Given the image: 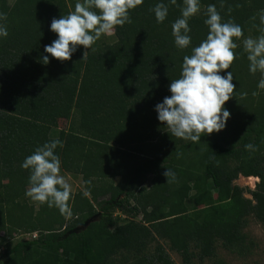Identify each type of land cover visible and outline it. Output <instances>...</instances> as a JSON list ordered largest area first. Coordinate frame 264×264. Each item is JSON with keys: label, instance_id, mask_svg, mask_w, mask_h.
<instances>
[{"label": "trees", "instance_id": "trees-1", "mask_svg": "<svg viewBox=\"0 0 264 264\" xmlns=\"http://www.w3.org/2000/svg\"><path fill=\"white\" fill-rule=\"evenodd\" d=\"M77 1L0 0L9 33L0 37V264H175L163 244L182 264L215 258L218 244L242 256L248 219L264 225V90L243 49V39L261 35L264 0H199L183 50L171 28L183 0H144L112 42L104 34L84 59L78 46L69 61L49 56L43 64L44 47L57 39L52 20ZM158 3L169 9L163 23L149 11ZM208 5L243 36L233 38L236 59L220 73L233 75L234 94L224 105L230 118L193 143L172 136L155 107L171 95L183 57L206 39ZM59 121L65 129L54 135ZM57 139L61 171L83 185L71 193L70 217L46 203L34 207L26 196L30 170L21 167ZM249 143L258 150H245ZM166 170L175 173L171 183ZM240 176L258 180L253 191L234 185Z\"/></svg>", "mask_w": 264, "mask_h": 264}, {"label": "clouds", "instance_id": "clouds-1", "mask_svg": "<svg viewBox=\"0 0 264 264\" xmlns=\"http://www.w3.org/2000/svg\"><path fill=\"white\" fill-rule=\"evenodd\" d=\"M144 0H83L77 2L74 11L59 19H53L50 30L57 35L51 45H46L44 51L48 54L42 57V63H49V56L64 62L69 61L77 51L78 46L88 50L104 34H112L117 26L123 27L132 23L129 10L142 5ZM172 5L177 0H170ZM221 3V8H223ZM157 23H163L168 16V6L158 3L154 8ZM181 16L172 23V36L178 49H187L191 44V29L189 20L200 12L199 0H183L180 9ZM231 12V9H229ZM204 23L208 34L199 46L192 48L190 55L183 57L180 77L171 80L169 91L162 103L155 107L158 120L166 125L172 136L184 141L197 143L202 134L210 135L222 131L230 118V112L224 108L233 94L235 85L233 75L227 71L226 76L220 75L230 68L236 55L234 49L238 45L233 38L243 36L240 25L229 20L222 22V17L215 5H208ZM253 17L252 19H255ZM261 35L243 39V49L249 61V71L259 72L261 79L258 89L264 90V10L259 13ZM7 21V14L0 13V22ZM6 23H0V37L8 36ZM245 98L247 92H242ZM258 96L259 92H253ZM57 147H63L57 139L47 142L35 149L34 153L25 158L21 167L30 170L29 188L26 196L33 201L46 203L49 208H57L62 215H72L69 207L71 186L61 175V161L55 154ZM245 150L255 152L257 146L249 143ZM167 183L176 179L175 173L166 170ZM90 184V181L88 182ZM89 195L87 190L83 193Z\"/></svg>", "mask_w": 264, "mask_h": 264}, {"label": "rangeland", "instance_id": "rangeland-1", "mask_svg": "<svg viewBox=\"0 0 264 264\" xmlns=\"http://www.w3.org/2000/svg\"><path fill=\"white\" fill-rule=\"evenodd\" d=\"M9 4H12L14 0H8ZM77 2H83V0H78ZM113 41V33L108 35L106 34V42L110 43ZM66 126L65 121H59V128L53 131V134L56 135L59 130H64ZM61 175H63L66 179V181L71 186V193L75 194L79 191L83 190V185L78 177H73L72 175H69L67 173H64L61 171ZM258 183V180H248L247 178L239 177L235 182L234 185L253 191L255 188V185ZM244 197L247 199H251V197L248 194H244ZM33 205L35 208H37L38 203L36 201H33L31 199ZM247 226L243 230V234L246 237V243H245V250L246 253H244L242 256L229 253L228 251H225L222 249V247L218 244L216 246V254L215 258L212 259H206L202 262L198 260H193L191 264H264V225L256 222L252 218H249L247 221ZM2 234V233H1ZM20 238V236H16V239ZM164 250L168 253L170 259L175 264H182L181 258L175 254L174 252H171L167 246V244H163ZM2 246H0L1 249ZM4 247V246H3ZM154 244L151 245V249H153ZM25 260H29L28 256H24Z\"/></svg>", "mask_w": 264, "mask_h": 264}, {"label": "bare ground", "instance_id": "bare-ground-1", "mask_svg": "<svg viewBox=\"0 0 264 264\" xmlns=\"http://www.w3.org/2000/svg\"><path fill=\"white\" fill-rule=\"evenodd\" d=\"M248 180H253L254 178H247Z\"/></svg>", "mask_w": 264, "mask_h": 264}, {"label": "water", "instance_id": "water-1", "mask_svg": "<svg viewBox=\"0 0 264 264\" xmlns=\"http://www.w3.org/2000/svg\"><path fill=\"white\" fill-rule=\"evenodd\" d=\"M87 225H88V222H87V223H85L84 227H85V226H87Z\"/></svg>", "mask_w": 264, "mask_h": 264}, {"label": "built area", "instance_id": "built-area-1", "mask_svg": "<svg viewBox=\"0 0 264 264\" xmlns=\"http://www.w3.org/2000/svg\"><path fill=\"white\" fill-rule=\"evenodd\" d=\"M2 249H0V252H1Z\"/></svg>", "mask_w": 264, "mask_h": 264}]
</instances>
